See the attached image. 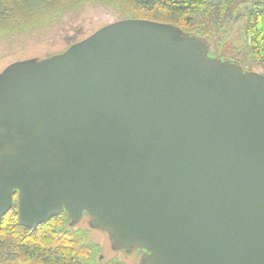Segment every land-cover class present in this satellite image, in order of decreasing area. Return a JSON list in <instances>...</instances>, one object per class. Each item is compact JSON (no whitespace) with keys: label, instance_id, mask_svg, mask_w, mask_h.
Wrapping results in <instances>:
<instances>
[{"label":"water","instance_id":"95a60500","mask_svg":"<svg viewBox=\"0 0 264 264\" xmlns=\"http://www.w3.org/2000/svg\"><path fill=\"white\" fill-rule=\"evenodd\" d=\"M211 44L129 18L6 66L0 224L87 216L138 264H264V74Z\"/></svg>","mask_w":264,"mask_h":264},{"label":"trees","instance_id":"16d2710c","mask_svg":"<svg viewBox=\"0 0 264 264\" xmlns=\"http://www.w3.org/2000/svg\"><path fill=\"white\" fill-rule=\"evenodd\" d=\"M227 1L0 0V56L3 57L9 50L23 49L28 44L55 38L62 25L86 7H95L99 14L97 20L110 18V23H113L129 18L143 19L172 24L185 32L194 33L204 31L207 19L215 16L219 6ZM249 1L244 14L247 17V48L239 50L235 59L244 68L246 62L252 63L264 74V2ZM85 32L74 33L68 40L80 41ZM205 39L213 42L215 37ZM0 264L125 263L117 259L100 260L99 248L88 240L86 233L70 226L66 213L51 218L36 230H30L20 225L14 206L0 224Z\"/></svg>","mask_w":264,"mask_h":264},{"label":"rangeland","instance_id":"374dc122","mask_svg":"<svg viewBox=\"0 0 264 264\" xmlns=\"http://www.w3.org/2000/svg\"><path fill=\"white\" fill-rule=\"evenodd\" d=\"M262 1L264 2V0ZM249 3V0H228L226 3L219 6L220 9L218 8L219 10L216 11L214 14L215 16L207 19L204 31L194 32L204 38L215 37L213 42H211L213 55L238 61L235 59L236 53L239 52V50L241 51L247 48V40L245 37L247 17L244 14L249 7ZM94 8L95 7H86L81 13L71 16L69 22L62 25L63 27L55 38L47 39L46 41L44 40L36 44H28L23 49L19 48L11 52H9L10 50L8 49L9 51H7L3 57L0 56V73L6 66L15 61L32 58L42 59L61 53L70 45L79 41L68 40V37L73 36L74 33L83 32V30H85L87 33L85 32L86 35L80 37L81 40L111 22L110 18L97 20L99 14ZM68 28L69 31H67ZM245 67L256 72L262 70L248 62H246ZM79 227L89 228V218H84L80 222ZM90 236L93 241L102 244L103 256L106 261L120 258L125 264L139 263V255L136 257V254L122 252V255L118 256L117 253L111 249V241L105 233L95 230L91 232Z\"/></svg>","mask_w":264,"mask_h":264},{"label":"flooded vegetation","instance_id":"af4514ba","mask_svg":"<svg viewBox=\"0 0 264 264\" xmlns=\"http://www.w3.org/2000/svg\"><path fill=\"white\" fill-rule=\"evenodd\" d=\"M15 202H16V196H14V204H15ZM86 217H87V216H84V217L81 219V221H82L84 218H86ZM81 221H80V222H81ZM80 222H79L77 225H75V226H71V227L79 228L80 231L86 233V234H87V237H88V240L91 241L92 244H94L96 247L99 248V258H100V260H104V261H106V260L104 259V256H103V246H102V244L93 241L92 238H91V236H90L91 232H94L95 229H92L90 226H89V228H87V229H86V228H81V227H79ZM97 231H98V230H97ZM111 249H112V245H111ZM112 250H113V249H112ZM113 251H115V250H113ZM115 252L117 253L118 256H121V255H122V251H115ZM133 254H136V257H138V255H139V257H140V259H141L142 254H141L140 252L133 253ZM112 260H114V259H112ZM117 260L123 262L122 260H120V258H117ZM108 261H110V260H108ZM123 263H125V262H123Z\"/></svg>","mask_w":264,"mask_h":264}]
</instances>
